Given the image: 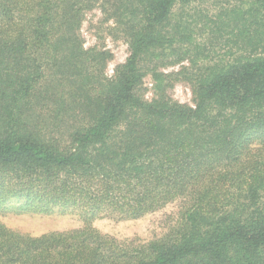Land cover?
Returning <instances> with one entry per match:
<instances>
[{"label":"trees","instance_id":"16d2710c","mask_svg":"<svg viewBox=\"0 0 264 264\" xmlns=\"http://www.w3.org/2000/svg\"><path fill=\"white\" fill-rule=\"evenodd\" d=\"M207 1L239 57L197 68L205 52L176 8ZM97 5L130 47L113 77L81 36ZM181 82L194 106L168 96ZM177 201L148 244L92 226ZM13 210L84 226L32 237L0 223V264H264V0H0V212Z\"/></svg>","mask_w":264,"mask_h":264},{"label":"rangeland","instance_id":"374dc122","mask_svg":"<svg viewBox=\"0 0 264 264\" xmlns=\"http://www.w3.org/2000/svg\"><path fill=\"white\" fill-rule=\"evenodd\" d=\"M218 8L211 1L191 5L187 8H176L175 19L183 15L181 19L189 21L193 27L191 32L194 35V43L199 44L202 51L205 52L199 57H196V52L191 54V57L196 62L194 66L197 65V68L224 63L227 60H231L230 56L233 54L239 57L237 48L229 39L227 33L222 32V34L214 35L216 29H220L219 26L221 25L217 17ZM206 19H209V21H206ZM210 20L212 22L216 21L217 24L213 23L208 26ZM221 30L226 31L225 29ZM81 36L85 48H97L111 54L112 58L106 68L108 77H113L115 67L124 63L130 54V47L123 31L120 28H116L114 21L106 20V16L102 14L98 5L93 10L85 13ZM203 56L207 57V59L201 60ZM192 64L186 58L181 65L162 67L160 71L164 73L178 72L184 67H191ZM153 66H159L158 62L150 65V67ZM142 89L145 99L148 101L158 98L155 82L151 74L146 75ZM167 94L171 99L182 104L194 106L192 90L188 83L181 82L176 84ZM184 205V201H177L162 210L137 220L104 217L95 220L92 226L102 234L119 241L133 245H144L159 240L168 234L170 227L174 224ZM0 223L10 230L32 237H39L51 232L78 230L84 226L83 218L79 213H65L60 210H55L48 214L37 212L22 213L16 210L6 213L0 212Z\"/></svg>","mask_w":264,"mask_h":264}]
</instances>
